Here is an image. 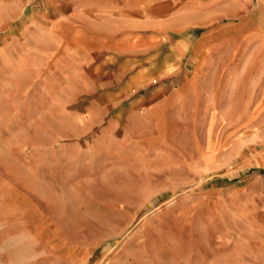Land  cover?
Segmentation results:
<instances>
[{
	"label": "rangeland",
	"instance_id": "obj_1",
	"mask_svg": "<svg viewBox=\"0 0 264 264\" xmlns=\"http://www.w3.org/2000/svg\"><path fill=\"white\" fill-rule=\"evenodd\" d=\"M49 7L0 0V264H264V59L238 80L245 120L175 129L184 165L74 172L72 120H48L58 93L16 61Z\"/></svg>",
	"mask_w": 264,
	"mask_h": 264
},
{
	"label": "crops",
	"instance_id": "obj_2",
	"mask_svg": "<svg viewBox=\"0 0 264 264\" xmlns=\"http://www.w3.org/2000/svg\"><path fill=\"white\" fill-rule=\"evenodd\" d=\"M52 2L54 19L27 28L16 61L58 93L48 120H72L74 161L64 163L74 172L169 171L186 156L177 127L247 118L240 93L253 90L238 80L264 59V0Z\"/></svg>",
	"mask_w": 264,
	"mask_h": 264
}]
</instances>
